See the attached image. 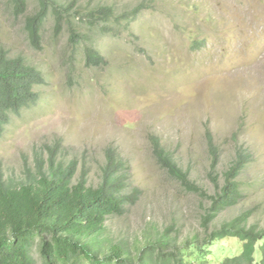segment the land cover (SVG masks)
Returning <instances> with one entry per match:
<instances>
[{"label": "rangeland", "instance_id": "1", "mask_svg": "<svg viewBox=\"0 0 264 264\" xmlns=\"http://www.w3.org/2000/svg\"><path fill=\"white\" fill-rule=\"evenodd\" d=\"M7 1L0 0V50L36 67L45 84L35 88L37 104L5 126L0 182L18 186L51 165H73L72 184L97 188L112 153L130 169L126 190L139 197L105 222L106 244L133 251L165 236L177 246L199 243L241 216L264 229V0H60L72 5L81 42L48 15L38 50L24 30L26 15L14 16ZM103 6L113 10L111 22L81 20ZM89 47L100 66L87 65ZM153 141L198 191L157 163ZM238 154L247 159L237 177L242 198L206 224L216 184ZM236 250L225 241L214 261Z\"/></svg>", "mask_w": 264, "mask_h": 264}, {"label": "trees", "instance_id": "2", "mask_svg": "<svg viewBox=\"0 0 264 264\" xmlns=\"http://www.w3.org/2000/svg\"><path fill=\"white\" fill-rule=\"evenodd\" d=\"M35 12L27 15L29 3ZM16 17L24 16V30L31 46L41 47V30L52 15L55 24L68 25L71 39L79 44V36L71 19L72 5L60 0H8ZM113 10L99 7L81 16L92 27L98 22H111ZM79 18V15L77 16ZM60 26H58L59 28ZM86 63L100 66L104 60L92 47L85 49ZM45 84L43 74L22 57H10L0 50V138L11 116L31 108L39 101L36 87ZM215 166L216 149L208 137ZM157 163L188 190L198 191L187 173L177 167L158 141H153ZM238 154L224 174V183L211 197L208 224L217 213L238 204L242 198L237 177L247 164ZM75 167L53 166L48 173L31 175L29 182L9 187L0 182V264H36L32 254L36 248L42 264H213L215 248L233 240L238 250L222 256L219 264H264V229L249 226L245 216L222 224L197 241L177 246L171 237L149 241L133 251L122 244H106L105 222L122 216L127 205L139 197L137 189L128 192L130 169L120 158L107 153L101 183L97 188L85 181L72 184ZM216 183V179H213ZM207 226V225H206Z\"/></svg>", "mask_w": 264, "mask_h": 264}]
</instances>
